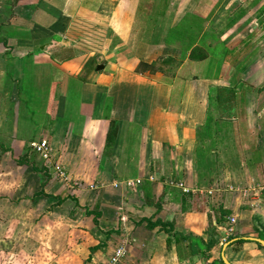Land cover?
<instances>
[{
	"label": "crops",
	"instance_id": "obj_1",
	"mask_svg": "<svg viewBox=\"0 0 264 264\" xmlns=\"http://www.w3.org/2000/svg\"><path fill=\"white\" fill-rule=\"evenodd\" d=\"M13 4L27 114L4 116L0 150L47 137L83 185L61 197L16 162L12 217L41 222L0 234V264H104L122 242L120 264H206L187 240L167 248L165 228L211 242L208 262L264 264V0Z\"/></svg>",
	"mask_w": 264,
	"mask_h": 264
},
{
	"label": "rangeland",
	"instance_id": "obj_2",
	"mask_svg": "<svg viewBox=\"0 0 264 264\" xmlns=\"http://www.w3.org/2000/svg\"><path fill=\"white\" fill-rule=\"evenodd\" d=\"M13 1H15V0H13ZM13 1L12 0H0V49L5 48L4 51H0V99L3 100V103L1 101L0 108H1V106L4 107L3 109L0 110V113H2V115L0 116V129L2 128V126L6 122L4 120V116H6L7 114H10V112L12 114V118H14V113L16 111L17 115L20 117L19 125H21V126L24 125V122L22 123L23 116L27 114V111L25 112L23 110V106L15 103L16 96L20 95L18 93V91H19L17 88L18 84H17V79L15 77L16 74L14 71V70H16L15 69L16 65L14 62H15V60L17 61V56H18L17 52H18L19 48L15 46V43L13 41L14 36L17 35V32H15V30H14L15 26L10 25L8 23L10 21L12 15H13L12 12L14 11ZM2 45L4 47H2ZM218 50L219 49L217 48L216 51H218ZM203 73H205V72L202 71L199 74L203 76V75H205ZM209 73H207V74L209 75ZM210 107L213 108V106H210ZM210 113L212 114L213 110H209L208 115ZM15 121L18 123L17 119H15ZM16 122H14L12 124L15 128L17 126ZM205 130L206 129L203 128V132ZM203 132H201V133H203ZM40 138H47V137L37 136L34 139L36 140V139H40ZM47 140H49V139L47 138ZM26 148L27 149L29 148V144L24 147L23 152L4 153L3 151L0 150L1 151L0 152V173L3 176V178L0 176V193H2L4 196L3 199H0V225L2 224L1 227H3V229H0V234L3 232L6 234H10L12 232V229H15L17 231V228H19L21 230L20 231V233H21V232H23L22 229H25V227H24L25 223L27 225L28 222L33 223L37 228L40 227L41 219L38 217H35V218L33 216L30 218L26 217L25 220H22V217H24L22 215L20 218H18V217L13 218L12 217L13 211L15 209H17V201L12 200L10 195H14L12 193V190L18 186L17 184L16 185L12 184V182L15 183V181H13V179H12V176L15 175L19 169L18 168L17 171H14L15 170L14 165L17 162L18 158H22L25 155V153L27 154ZM29 152H30L29 154L32 155L30 159L33 160V162L35 161L38 164H40L41 162L49 164L48 161H45V160L43 161L38 156V154L33 153L31 151H29ZM55 158L56 157L54 155L53 160L55 162L61 164ZM19 164H23V163H19ZM27 165L30 166L31 164L27 163ZM24 166L25 165H21L20 168H23ZM33 171H35V170H33ZM35 173L38 176H40L39 172L35 171ZM50 174H51L50 175V177H51L53 174L52 173H50ZM67 175H68V178L75 185H73V184L70 185L69 183L65 184L61 179L58 180L56 178V176H54V175L52 176L54 180H58L59 182L63 183L65 188H66L64 193L61 194V197L63 195H67V194L68 195L73 194L74 190L81 188V186L83 185L80 180L71 176V174L69 173L68 170H67ZM41 176L44 177L45 175L41 174ZM46 184L47 183H45V185H44V189L49 194H53L51 192H53L54 190H48V186ZM76 185H78V186H76ZM73 195H75V194H73ZM7 197H9L11 200L7 199ZM22 198L25 199L26 197L23 196ZM25 203H27V202H25ZM53 204H54V202H53ZM39 207L43 208L42 205ZM80 207H81V204L78 205V209ZM89 207H91V206H89ZM88 210H91V209H88ZM24 213H27V211L25 210ZM88 215H89V213L87 214V216ZM71 236H72V234L70 233L69 237H71ZM260 239L263 240L262 238H260ZM4 244L6 245V243H4ZM1 251H7V250L1 249ZM9 255H11L10 252H8L7 254H4V256L2 255L3 256L2 258L7 259V257Z\"/></svg>",
	"mask_w": 264,
	"mask_h": 264
},
{
	"label": "built area",
	"instance_id": "obj_3",
	"mask_svg": "<svg viewBox=\"0 0 264 264\" xmlns=\"http://www.w3.org/2000/svg\"><path fill=\"white\" fill-rule=\"evenodd\" d=\"M29 151L38 154V156L43 161L44 160L48 161L49 164H47V165H48L51 173L54 176H56V178L58 180L61 179L65 184L66 183H69L70 185L73 184L72 181L68 178L67 170L61 164H59L53 160L54 153H53L51 144L49 143L47 138H40V139H36V140L34 139V140L30 141ZM139 182H140L139 180H135V181L134 180H124V181H121L120 184L125 185L128 188H131ZM73 185H75V184H73ZM115 185H118V184H115ZM178 185L181 186L184 191H187V188H185L182 183H179ZM76 186H78V185H76ZM230 221H231L230 225L227 228V232L229 234L232 233V231H233L232 224L234 223L235 219L232 217ZM126 247H127L126 243H124V242L120 243L113 250L112 254L110 255V257L108 258V260L104 264H120L125 253L127 252Z\"/></svg>",
	"mask_w": 264,
	"mask_h": 264
},
{
	"label": "trees",
	"instance_id": "obj_4",
	"mask_svg": "<svg viewBox=\"0 0 264 264\" xmlns=\"http://www.w3.org/2000/svg\"><path fill=\"white\" fill-rule=\"evenodd\" d=\"M140 65H144L148 68H150L149 64L147 63H140ZM113 137H114V132L111 130L108 133L107 136V143H110L113 141ZM30 152H27V154L25 153V155L22 158H18L17 162L19 163H30L31 167L33 170H35L36 172H39L40 177L41 174L50 177V169L48 167L47 164L41 162L40 164L36 163L35 161L33 162V160H31V154H29ZM38 193H44V191L41 189L38 192H36V194ZM165 231L168 233V237H167V248H170L171 242L175 241L176 243H179L180 241H188V246H189V253L190 255H194V254H200L201 256L205 257L206 259V264H226L221 258L219 260H212L210 262H208V258L210 257V255L208 254V250L211 247V242L210 243H205L204 240H202V238L193 236L192 234H187V235H182L179 233H172L169 228H165ZM246 239L243 237H239V238H235L234 240H232L231 243H240L245 241Z\"/></svg>",
	"mask_w": 264,
	"mask_h": 264
},
{
	"label": "water",
	"instance_id": "obj_5",
	"mask_svg": "<svg viewBox=\"0 0 264 264\" xmlns=\"http://www.w3.org/2000/svg\"><path fill=\"white\" fill-rule=\"evenodd\" d=\"M103 68V64H98L97 66H96V70H99V69H102ZM255 241H257V242H259V243H261L263 246H264V241L263 240H261L260 238H253ZM225 246H227V244H225ZM224 246V247H225ZM222 259H223V261L226 263V264H228V262L225 260V257L222 255Z\"/></svg>",
	"mask_w": 264,
	"mask_h": 264
}]
</instances>
